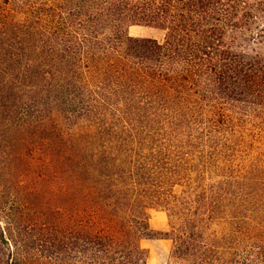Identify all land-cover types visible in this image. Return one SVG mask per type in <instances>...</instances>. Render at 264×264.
Segmentation results:
<instances>
[{"label": "trees", "instance_id": "1", "mask_svg": "<svg viewBox=\"0 0 264 264\" xmlns=\"http://www.w3.org/2000/svg\"><path fill=\"white\" fill-rule=\"evenodd\" d=\"M256 10L245 0H0V72L13 78L0 112L30 87L32 113L19 108L36 135L52 105L81 129L63 128V264H148L155 205L170 216V264H264ZM250 18L263 25L241 23ZM133 24L167 38L132 37Z\"/></svg>", "mask_w": 264, "mask_h": 264}, {"label": "rangeland", "instance_id": "2", "mask_svg": "<svg viewBox=\"0 0 264 264\" xmlns=\"http://www.w3.org/2000/svg\"><path fill=\"white\" fill-rule=\"evenodd\" d=\"M245 1L257 8L264 6V0ZM252 13L264 17L261 10ZM252 19L241 23L263 25ZM128 33L159 42L167 38L166 30L143 24L129 26ZM245 44L252 45L250 41ZM5 77L0 72V91L13 79ZM18 95L15 91L17 103L11 110L0 112V264H63V128L81 129L65 120L63 106L52 105L44 127L47 131L36 135L26 114L33 111L35 92L29 87L23 99ZM22 105L26 113L19 108ZM149 216L155 234L142 240L149 251L148 264H170L174 241L169 238V213L155 205Z\"/></svg>", "mask_w": 264, "mask_h": 264}]
</instances>
